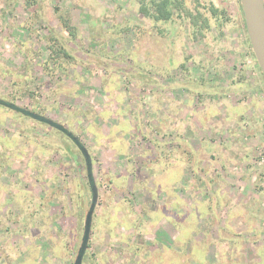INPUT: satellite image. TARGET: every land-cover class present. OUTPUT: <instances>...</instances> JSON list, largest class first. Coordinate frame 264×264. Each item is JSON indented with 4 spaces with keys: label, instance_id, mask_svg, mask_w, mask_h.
Listing matches in <instances>:
<instances>
[{
    "label": "rangeland",
    "instance_id": "1",
    "mask_svg": "<svg viewBox=\"0 0 264 264\" xmlns=\"http://www.w3.org/2000/svg\"><path fill=\"white\" fill-rule=\"evenodd\" d=\"M167 1L0 0V264H73L87 174L81 264H264L239 0Z\"/></svg>",
    "mask_w": 264,
    "mask_h": 264
},
{
    "label": "water",
    "instance_id": "2",
    "mask_svg": "<svg viewBox=\"0 0 264 264\" xmlns=\"http://www.w3.org/2000/svg\"><path fill=\"white\" fill-rule=\"evenodd\" d=\"M239 4L248 44L253 54L254 61L264 80V0H239ZM82 153L87 161L88 154L85 149H82ZM87 178L91 184L92 199L89 210L85 216L82 244L73 264H81L82 254L86 248V241L89 234L91 216L97 202V189L91 181V174H87Z\"/></svg>",
    "mask_w": 264,
    "mask_h": 264
},
{
    "label": "trees",
    "instance_id": "3",
    "mask_svg": "<svg viewBox=\"0 0 264 264\" xmlns=\"http://www.w3.org/2000/svg\"><path fill=\"white\" fill-rule=\"evenodd\" d=\"M177 2L181 3L179 0H177ZM141 11L147 15L148 17L153 18L156 21H161V22H166L167 20L170 19L172 13L170 12L169 8H168V1L167 0H149L148 4H144ZM240 13H241V8H240ZM241 17H242V13H241ZM242 22H243V18H242ZM243 28H244V23H243ZM247 38V37H246ZM248 43V40H247ZM252 54V52H251ZM253 57V55H252ZM254 59V58H253ZM258 69V67H257ZM258 71H260L258 69ZM262 78V75H261ZM263 85H264V80H263ZM4 105H8L13 107L12 104H7V103H3ZM23 114H26V112L21 111ZM35 117V116H34Z\"/></svg>",
    "mask_w": 264,
    "mask_h": 264
},
{
    "label": "flooded vegetation",
    "instance_id": "4",
    "mask_svg": "<svg viewBox=\"0 0 264 264\" xmlns=\"http://www.w3.org/2000/svg\"><path fill=\"white\" fill-rule=\"evenodd\" d=\"M71 139H73L72 141L74 142V144L78 147V149H80V151L82 150L81 149V145H80V143L76 140V138L75 137H71Z\"/></svg>",
    "mask_w": 264,
    "mask_h": 264
},
{
    "label": "bare ground",
    "instance_id": "5",
    "mask_svg": "<svg viewBox=\"0 0 264 264\" xmlns=\"http://www.w3.org/2000/svg\"><path fill=\"white\" fill-rule=\"evenodd\" d=\"M253 55V54H252Z\"/></svg>",
    "mask_w": 264,
    "mask_h": 264
}]
</instances>
